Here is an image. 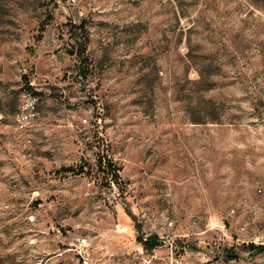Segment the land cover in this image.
Wrapping results in <instances>:
<instances>
[{
	"label": "rangeland",
	"instance_id": "obj_1",
	"mask_svg": "<svg viewBox=\"0 0 264 264\" xmlns=\"http://www.w3.org/2000/svg\"><path fill=\"white\" fill-rule=\"evenodd\" d=\"M0 264H264V0H0Z\"/></svg>",
	"mask_w": 264,
	"mask_h": 264
},
{
	"label": "trees",
	"instance_id": "obj_2",
	"mask_svg": "<svg viewBox=\"0 0 264 264\" xmlns=\"http://www.w3.org/2000/svg\"><path fill=\"white\" fill-rule=\"evenodd\" d=\"M70 31L74 35H79L80 38L75 39V42L73 44V50L72 54H76L80 63L82 64V69L84 71H90L93 68V62L89 58L88 54V42H89V35L85 28V22L84 20L81 21L79 24L71 23ZM198 73L201 76V73L198 71ZM84 75H87L84 73ZM203 77L201 76L200 80L193 82L194 84H202L204 88H208L209 84L208 82L203 81ZM200 114L199 118H194L193 121L196 123H206L208 121L211 122H218L220 118L215 113V110L208 109L207 107L203 109V111ZM97 166L99 169H102L103 173L105 174L106 179H108L110 182L116 184L119 189L121 187V177H120V167L117 165V163L113 160L112 156L109 153V150L105 148H101L99 146V150L97 152ZM66 171H69L73 174H81V173H87L83 165L79 166H70L66 168ZM139 242L142 244L145 250L151 251L155 246L158 245L157 238L155 236H150L148 238H139ZM246 247L243 245V248ZM241 248V247H239ZM225 256L227 260H237L240 256L238 249L235 245L232 246H226L225 249Z\"/></svg>",
	"mask_w": 264,
	"mask_h": 264
}]
</instances>
